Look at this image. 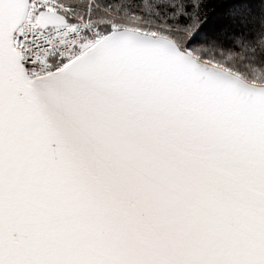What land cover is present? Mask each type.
Masks as SVG:
<instances>
[{
    "label": "snow or ice",
    "instance_id": "1",
    "mask_svg": "<svg viewBox=\"0 0 264 264\" xmlns=\"http://www.w3.org/2000/svg\"><path fill=\"white\" fill-rule=\"evenodd\" d=\"M133 3L0 0V264H264L247 6Z\"/></svg>",
    "mask_w": 264,
    "mask_h": 264
},
{
    "label": "trees",
    "instance_id": "2",
    "mask_svg": "<svg viewBox=\"0 0 264 264\" xmlns=\"http://www.w3.org/2000/svg\"><path fill=\"white\" fill-rule=\"evenodd\" d=\"M122 3L130 4L132 7L137 5L133 3V0H122ZM243 3L247 7L245 12L247 13L248 20L252 27L249 31L244 33V38L239 36L233 39L232 35L224 37L219 41V46L222 47L226 57L230 56L234 65L241 64L242 61L248 59L250 61L257 60L264 54V44L254 45L249 42L255 37L258 32L264 31V0H205V12L210 17L214 13L220 4H236ZM145 7L149 8L148 0H145ZM211 21L206 19L202 24L203 29H208ZM199 43L204 44L210 42L216 37L210 31H204L197 37ZM211 50H217L215 46L209 45ZM255 53V56L252 54ZM249 71L257 76V79H264V59H259L258 67L249 65ZM237 75H239L237 73ZM247 75V73H246ZM256 83V80H251Z\"/></svg>",
    "mask_w": 264,
    "mask_h": 264
},
{
    "label": "rangeland",
    "instance_id": "3",
    "mask_svg": "<svg viewBox=\"0 0 264 264\" xmlns=\"http://www.w3.org/2000/svg\"><path fill=\"white\" fill-rule=\"evenodd\" d=\"M210 50H211V49H210ZM212 51H215V50H212ZM249 82L255 83L254 81H249Z\"/></svg>",
    "mask_w": 264,
    "mask_h": 264
},
{
    "label": "water",
    "instance_id": "4",
    "mask_svg": "<svg viewBox=\"0 0 264 264\" xmlns=\"http://www.w3.org/2000/svg\"><path fill=\"white\" fill-rule=\"evenodd\" d=\"M253 84V83H252ZM254 85H256V84H254ZM260 86H264V85H260Z\"/></svg>",
    "mask_w": 264,
    "mask_h": 264
}]
</instances>
